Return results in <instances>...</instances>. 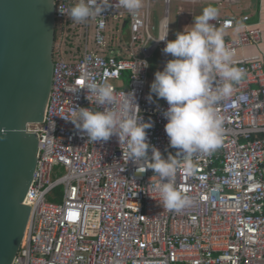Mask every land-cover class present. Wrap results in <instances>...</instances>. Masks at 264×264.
<instances>
[{"label": "built area", "instance_id": "2783aa9c", "mask_svg": "<svg viewBox=\"0 0 264 264\" xmlns=\"http://www.w3.org/2000/svg\"><path fill=\"white\" fill-rule=\"evenodd\" d=\"M170 1L164 0L156 38L148 7L130 13L112 0L103 16L75 22L58 7L76 0H55L52 85L44 120L28 126L38 135V156L25 197L30 216L12 264H264V58L237 57L261 41L259 24L249 15L211 21L225 34L235 32L224 39L244 76L233 95L215 105L224 120L221 146L194 154L191 170L183 160L176 170L175 187L191 201L180 211L151 197L159 199V179L151 169L138 173L135 164L125 162L126 143L120 145L115 135L93 143L70 120L79 107L102 110L82 88L92 80L111 85L117 100L134 89L141 116L153 122L150 143L165 158L175 155L164 130L168 105L146 100L143 66L157 45H165L155 39L167 32ZM119 20L122 27L128 22L129 35L115 49L111 33ZM78 84L76 93L65 90ZM58 187L62 190L54 195Z\"/></svg>", "mask_w": 264, "mask_h": 264}, {"label": "clouds", "instance_id": "9594fccd", "mask_svg": "<svg viewBox=\"0 0 264 264\" xmlns=\"http://www.w3.org/2000/svg\"><path fill=\"white\" fill-rule=\"evenodd\" d=\"M50 2L52 7L57 5L55 0ZM120 3L130 13L142 7V0H120ZM111 7L112 0H76L70 7L59 6L58 11L75 22H86L103 16ZM217 17V8L205 7L191 25L176 33L175 39H167L168 31L155 39L165 42L162 51L172 58L162 70L154 73L146 100L150 103L159 99L166 101L168 106L162 112L166 119L164 130L169 146L176 150L175 155L168 153L165 158L150 143L147 130L153 127V122L141 116L134 89L123 91L117 100L111 85L92 80L82 88L94 94L102 110L79 107L76 118L70 119L78 132L93 143L107 142L113 135L120 145L126 143L127 150L121 148L125 162L135 164L138 173L152 170L159 179L156 185L159 199L149 195L169 211H180L191 203L190 198L175 187L176 170L181 160L187 162L186 167L191 170L194 154L211 153L221 146L224 120L215 105L231 97L234 84L244 76L243 70L235 66L223 28L211 23ZM143 66L147 67V62ZM80 88L78 84L65 90L76 93ZM138 162H147V167H140Z\"/></svg>", "mask_w": 264, "mask_h": 264}, {"label": "water", "instance_id": "95a60500", "mask_svg": "<svg viewBox=\"0 0 264 264\" xmlns=\"http://www.w3.org/2000/svg\"><path fill=\"white\" fill-rule=\"evenodd\" d=\"M50 0H0V264H12L30 216L25 197L52 85Z\"/></svg>", "mask_w": 264, "mask_h": 264}, {"label": "rangeland", "instance_id": "374dc122", "mask_svg": "<svg viewBox=\"0 0 264 264\" xmlns=\"http://www.w3.org/2000/svg\"><path fill=\"white\" fill-rule=\"evenodd\" d=\"M200 3L198 2H190L185 1L181 2L180 0H171L169 7H168V27H167V39L173 40L175 39L176 33L181 32L184 30L185 26L189 25L186 22V19L180 12V9L183 7L184 12L188 16H194L199 12H202V10L199 7ZM149 7V14H150V20H149V26H150V32L157 38L158 36V27L160 21L165 16V3L164 0H142V7L141 9H146ZM117 23V29L114 30V33H111V35L114 37L113 46L115 49H117L118 46L121 45V40L123 42L128 41V35L125 31V28L122 27V20H119ZM154 28L151 29V28ZM154 45L153 42H149L148 46L152 47ZM165 45H157L153 51L150 53V56L148 58V66H147V92L150 91V83L154 79V73L158 70H162L166 61L171 59L172 57L170 55L164 54L162 51ZM89 48L91 50L94 49L93 45V29L90 30L89 35ZM116 83V82H115ZM117 84V83H116ZM154 100H156L155 95L153 94ZM164 99H159L157 102H163ZM64 170L61 168L60 174H62ZM62 188L58 187L54 190V193L60 194ZM49 199V198H48Z\"/></svg>", "mask_w": 264, "mask_h": 264}, {"label": "crops", "instance_id": "0c3cea01", "mask_svg": "<svg viewBox=\"0 0 264 264\" xmlns=\"http://www.w3.org/2000/svg\"><path fill=\"white\" fill-rule=\"evenodd\" d=\"M180 1L185 2L182 0ZM195 2L200 3L199 7L201 10H203L205 7H208V6H213L217 8L219 16H224V17L231 16V15L242 16V15L247 14L250 16L251 22H258L259 27L261 29L260 43L258 45L248 46L244 48L243 50L238 51L237 57L240 58V57H245V56L246 57L260 56L264 58V0H228V1L220 0L219 2L214 1V0H204V1H195ZM165 9H166V5H165ZM148 11H149V7H148ZM180 12L186 19L187 24L189 25L192 24L193 19L195 17L201 14V12H199L194 16H188L186 12H184L183 7L180 9ZM149 20H150V14H149ZM167 22H168V12L166 16V23ZM167 27H168V24H167ZM234 33H235L234 31H231V32L226 33L225 36H232L234 35ZM127 34L129 35V31L127 32Z\"/></svg>", "mask_w": 264, "mask_h": 264}, {"label": "trees", "instance_id": "16d2710c", "mask_svg": "<svg viewBox=\"0 0 264 264\" xmlns=\"http://www.w3.org/2000/svg\"><path fill=\"white\" fill-rule=\"evenodd\" d=\"M125 28V31L128 32V22H125V24L123 25V29ZM128 35V34H127ZM54 195H58L56 193H54ZM50 200H58L57 198H54V196L48 197Z\"/></svg>", "mask_w": 264, "mask_h": 264}]
</instances>
